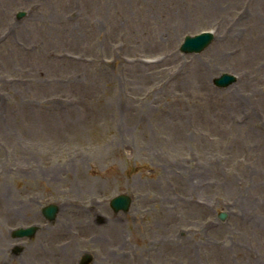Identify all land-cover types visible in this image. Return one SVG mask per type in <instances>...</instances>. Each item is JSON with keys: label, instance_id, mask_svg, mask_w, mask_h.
<instances>
[{"label": "rangeland", "instance_id": "obj_1", "mask_svg": "<svg viewBox=\"0 0 264 264\" xmlns=\"http://www.w3.org/2000/svg\"><path fill=\"white\" fill-rule=\"evenodd\" d=\"M46 202L61 264H264V0H0V264Z\"/></svg>", "mask_w": 264, "mask_h": 264}, {"label": "water", "instance_id": "obj_2", "mask_svg": "<svg viewBox=\"0 0 264 264\" xmlns=\"http://www.w3.org/2000/svg\"><path fill=\"white\" fill-rule=\"evenodd\" d=\"M207 37L204 38V35H199V36H195V37H190L187 36L185 38L184 43L181 45L180 49L181 51H198L200 50L207 42L209 39V35H205ZM233 79V76H230L228 74H222L220 77L218 78H214L213 81L215 84L217 85H226L228 83H230ZM128 205V200H116V202L114 201L112 203V206L114 208V210H117L118 208H123L126 209ZM49 209V208H48ZM224 214H220V217L223 219L224 218ZM28 231L26 229H23L22 231H17L18 234H24L27 233Z\"/></svg>", "mask_w": 264, "mask_h": 264}, {"label": "flooded vegetation", "instance_id": "obj_3", "mask_svg": "<svg viewBox=\"0 0 264 264\" xmlns=\"http://www.w3.org/2000/svg\"><path fill=\"white\" fill-rule=\"evenodd\" d=\"M40 229L41 228H39L35 234L42 233L44 235V238H36L35 242L38 248L35 247L36 249L32 250V253L29 254L30 264H60V261H65L67 259V255L59 253L62 250L57 251V253H53L51 249H48L45 246V244L48 242L46 237L48 233L44 231L45 228L42 229V232ZM10 256L14 257L15 255L10 253Z\"/></svg>", "mask_w": 264, "mask_h": 264}]
</instances>
